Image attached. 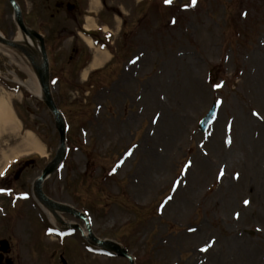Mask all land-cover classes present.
<instances>
[{"label":"rangeland","instance_id":"rangeland-1","mask_svg":"<svg viewBox=\"0 0 264 264\" xmlns=\"http://www.w3.org/2000/svg\"><path fill=\"white\" fill-rule=\"evenodd\" d=\"M87 1L79 0L82 10ZM137 1L106 0L95 22L117 32L113 58L83 80L73 50L89 56L71 33L82 12L73 10V22L57 0H18L26 27L44 36L52 95L68 125L63 167L43 190L86 214L95 236L120 243L135 264H264V0ZM11 10L0 0L7 39L18 35ZM0 48V79L20 89L11 99L17 116L46 150L22 157L36 160L29 181L50 164L59 138L23 85L21 59ZM14 136L0 137V167L20 143ZM71 238L66 264H128ZM55 254L48 248L40 259L27 248L20 264H57Z\"/></svg>","mask_w":264,"mask_h":264},{"label":"flooded vegetation","instance_id":"flooded-vegetation-1","mask_svg":"<svg viewBox=\"0 0 264 264\" xmlns=\"http://www.w3.org/2000/svg\"><path fill=\"white\" fill-rule=\"evenodd\" d=\"M70 2L75 5L73 10L76 9L79 13L80 11L77 9L78 0H57V11L63 8V6L67 11L66 5L70 4ZM31 160L27 159L16 165L9 172L3 183L0 182V187L11 192L9 196H0V240L5 239L9 243L8 253L1 258L0 264H6V259L8 258L11 259L12 264H18L21 258V255L18 253V246L32 249L34 256L37 257L40 256L43 250H48L46 247L47 242L43 240V227L46 222L41 212L34 213L32 208L36 209V207H32L31 205L24 206L25 201H20L18 198L11 205V199H15L21 193H26L24 189L28 184L31 185L33 181V178L29 181L26 180L36 163V160L32 162ZM23 178V183H20ZM28 193L32 198L31 191ZM52 248L57 249V254L55 255L58 257L64 254V246L62 247L58 244L56 246L53 245Z\"/></svg>","mask_w":264,"mask_h":264},{"label":"bare ground","instance_id":"bare-ground-1","mask_svg":"<svg viewBox=\"0 0 264 264\" xmlns=\"http://www.w3.org/2000/svg\"><path fill=\"white\" fill-rule=\"evenodd\" d=\"M99 6V0H91V8L96 9ZM88 27H93V22L92 20H88ZM25 42L29 45L36 44L37 45V50L36 52L38 53V42L35 39L34 42L31 41L28 37H24ZM23 37L19 33L15 40L19 42H23ZM87 45L91 46L92 43L90 40L85 39L84 40ZM2 47V46H0ZM1 49V48H0ZM2 50V49H1ZM23 60L21 61V69L25 71L28 74V79L25 82V88L36 98L43 99V90L36 78V76L33 74L31 69L28 66V62L22 58ZM109 54L106 52H99V50H94L92 59L85 70V72L82 74V78L86 79L88 75V71L94 70L97 68H101L102 64H106V62H109ZM17 82H19L17 80ZM14 94L13 93H5L0 89V137L3 135H15L14 137L18 136L20 137V143L18 146H15L14 149H11L9 156L5 157V160L3 164L0 167V170L7 164V162L14 157H18L20 155H25L28 153H38L40 155L44 154V148L39 142V140L35 137L33 133L30 131H25L23 134H21V127L16 119L10 103L12 102ZM5 155V154H4ZM82 233L84 236H86V231L82 230ZM248 253L245 252V255Z\"/></svg>","mask_w":264,"mask_h":264},{"label":"water","instance_id":"water-1","mask_svg":"<svg viewBox=\"0 0 264 264\" xmlns=\"http://www.w3.org/2000/svg\"><path fill=\"white\" fill-rule=\"evenodd\" d=\"M9 2L13 6L14 21H15L17 27L19 28V31H20L23 39H24V37H28L33 42L35 39H37L38 43H39L40 52L37 53L36 49L31 48V46L29 44H27L25 41L23 43L13 42V41H7V40L3 39L2 37H0V44L4 45L5 47H7L9 49L17 51L19 54L24 55L27 58V60L29 61L35 75L37 76V78L40 82L41 88L43 90L44 103L46 104V106L48 107V109L50 110V112L52 113V115L54 117L55 127H56V129L59 133V136H60V147L58 149L56 158L51 163V165H49L46 168V171H44L43 175H45L46 173L52 172L55 169V165L59 161H61V159L64 157V124H63L62 117H61L60 113L57 111V109L53 103V100L51 98L50 92H49L48 61H47V57H46V54L44 51L42 39L37 33L27 29L24 26L19 8L17 7V5H15L13 0H9ZM33 45L35 46V48H37L35 44H33ZM41 178H39V181L41 180ZM61 209H63L66 212L71 211L67 207L61 208ZM89 239L91 240L92 244H94V245H97L103 249L115 252L120 256L126 257L125 252L118 245H115L111 242L97 240L91 234L89 235ZM130 264H132V263L130 262Z\"/></svg>","mask_w":264,"mask_h":264},{"label":"snow or ice","instance_id":"snow-or-ice-1","mask_svg":"<svg viewBox=\"0 0 264 264\" xmlns=\"http://www.w3.org/2000/svg\"><path fill=\"white\" fill-rule=\"evenodd\" d=\"M171 2V0H165V3H170ZM193 3H195V0H193ZM246 205L249 203V201H245L244 202Z\"/></svg>","mask_w":264,"mask_h":264}]
</instances>
